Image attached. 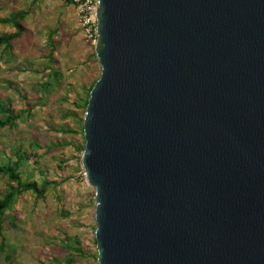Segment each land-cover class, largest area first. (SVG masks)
Instances as JSON below:
<instances>
[{
  "label": "water",
  "instance_id": "obj_1",
  "mask_svg": "<svg viewBox=\"0 0 264 264\" xmlns=\"http://www.w3.org/2000/svg\"><path fill=\"white\" fill-rule=\"evenodd\" d=\"M95 17L97 264H264V0H97Z\"/></svg>",
  "mask_w": 264,
  "mask_h": 264
},
{
  "label": "rangeland",
  "instance_id": "obj_2",
  "mask_svg": "<svg viewBox=\"0 0 264 264\" xmlns=\"http://www.w3.org/2000/svg\"><path fill=\"white\" fill-rule=\"evenodd\" d=\"M54 1L0 0V18H9L20 11L27 13L20 22L21 37L12 42L9 50L0 46V103L22 113L14 128L0 129V162L13 159L12 151L19 147L31 156L28 170L34 171V179L40 180L39 173L43 171L49 180L58 182L48 188L43 199H37L30 192L19 196L13 210L9 211L14 226L7 219L0 226V264L63 261L68 253L60 244L63 234L79 238L88 257L85 263L95 264L94 190L83 175L81 153L74 146L61 144L71 141L78 147L83 146L79 122L72 117L64 118V114L75 109L72 105L75 95L84 98L82 88L98 79L100 67L94 46L85 38H71L67 46L71 43L78 53L84 50L85 54L79 59H84L88 50L91 53L88 66L68 58L66 39L53 36L58 54H55L52 68L62 74L63 86L58 94L54 90L43 93L45 69L51 66L46 60L50 50L47 37L56 27L55 14L57 17L58 13L66 14L65 8L54 6ZM68 10L73 11V6ZM12 32L15 29L11 25L0 24V34ZM76 113L82 118L84 110H76ZM61 128L76 133L64 135L58 132ZM32 144L40 149H32ZM7 183L0 177V194ZM62 211L68 213L67 217L62 216Z\"/></svg>",
  "mask_w": 264,
  "mask_h": 264
},
{
  "label": "trees",
  "instance_id": "obj_3",
  "mask_svg": "<svg viewBox=\"0 0 264 264\" xmlns=\"http://www.w3.org/2000/svg\"><path fill=\"white\" fill-rule=\"evenodd\" d=\"M65 4L72 5L70 2H65ZM26 15V12L20 11L11 14L9 18H0V24H9L15 29V32L0 34V46H2L4 49H11L12 42L21 37L23 33V27L20 22L25 19ZM53 36L54 32H50L47 37V45L50 50L46 55V60L49 64H51V66L48 65V67L45 69L47 73L45 74V82L42 84L44 94L50 93L51 90H54L55 94H58L63 86L62 74L58 70L52 68V62L54 59L53 55L56 51ZM95 82L96 80L93 81L87 88L85 86L82 88L84 98L79 95H75L74 102L72 103L75 109L64 114V118L72 117L79 122L81 135L82 118L78 117L76 110H85L89 92ZM21 116L22 113L15 112L6 104L0 103V129L6 127L14 128L17 120H19ZM58 132L64 135H74L76 133V131L66 128H61L58 130ZM68 145L74 146V149L79 153H81L84 148V143L81 147L76 146L75 143L73 144L71 141L68 143L63 142L61 144V146ZM31 147L34 150L40 149V147L36 144H32ZM12 152L13 159L7 158L4 162H0V177L5 178L8 181L6 189L2 194H0V226L4 222V219H7L11 226H14V222H12L13 216L9 211L13 210V207L18 201L19 196L30 192L34 194L37 199H43L49 187L58 185L57 181L49 180L43 171H40L39 173L40 180L34 179V171L28 170L31 156L27 151H23L18 147ZM67 215V212L62 211L63 217H67ZM60 244L62 249L68 253L64 257L63 261L58 260L55 264H94L90 262L85 263L88 260V257L82 247V243L79 241V238L73 237L69 234H63ZM93 261L96 264V259ZM40 264L43 263L40 261Z\"/></svg>",
  "mask_w": 264,
  "mask_h": 264
},
{
  "label": "crops",
  "instance_id": "obj_4",
  "mask_svg": "<svg viewBox=\"0 0 264 264\" xmlns=\"http://www.w3.org/2000/svg\"><path fill=\"white\" fill-rule=\"evenodd\" d=\"M54 6H60V7L65 8V13H66L65 15L58 13V17H57V14H55L54 25H56V27L54 26V38L58 37V35L61 38H65L66 43L64 45L66 46V49H65L66 56L71 59H76L77 62L79 63H84V64L86 63V65L88 66L89 60H90V54H91L88 50L86 52V55L83 56L84 59H79L80 55L85 54L84 50L82 49L78 53V50H75L74 46L72 47L70 46L71 43H69L67 46V42L71 38L72 40L74 39L84 40L83 35L78 30L74 7H73V11L72 10L69 11L68 9L72 5H66L65 3H61V2L58 3L56 1H54ZM57 24H58V27H57ZM54 44H56L55 40H54ZM56 51L54 52V58H55V54H58Z\"/></svg>",
  "mask_w": 264,
  "mask_h": 264
},
{
  "label": "built area",
  "instance_id": "obj_5",
  "mask_svg": "<svg viewBox=\"0 0 264 264\" xmlns=\"http://www.w3.org/2000/svg\"><path fill=\"white\" fill-rule=\"evenodd\" d=\"M70 2L75 10L78 30L94 46L97 43V20L95 17L97 0H56Z\"/></svg>",
  "mask_w": 264,
  "mask_h": 264
},
{
  "label": "clouds",
  "instance_id": "obj_6",
  "mask_svg": "<svg viewBox=\"0 0 264 264\" xmlns=\"http://www.w3.org/2000/svg\"><path fill=\"white\" fill-rule=\"evenodd\" d=\"M84 175V174H83Z\"/></svg>",
  "mask_w": 264,
  "mask_h": 264
}]
</instances>
